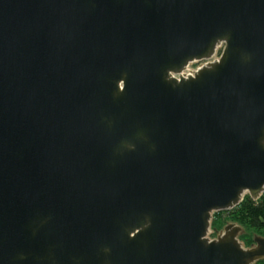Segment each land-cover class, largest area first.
Returning <instances> with one entry per match:
<instances>
[{"label":"water","instance_id":"water-1","mask_svg":"<svg viewBox=\"0 0 264 264\" xmlns=\"http://www.w3.org/2000/svg\"><path fill=\"white\" fill-rule=\"evenodd\" d=\"M263 194L264 0H0V264H254Z\"/></svg>","mask_w":264,"mask_h":264},{"label":"trees","instance_id":"trees-1","mask_svg":"<svg viewBox=\"0 0 264 264\" xmlns=\"http://www.w3.org/2000/svg\"><path fill=\"white\" fill-rule=\"evenodd\" d=\"M227 222H236L244 228L240 235L246 246L254 242L257 235L264 236V194L253 200L249 195L242 202L229 211L216 212L212 221V236H215ZM254 264H264V259Z\"/></svg>","mask_w":264,"mask_h":264},{"label":"rangeland","instance_id":"rangeland-1","mask_svg":"<svg viewBox=\"0 0 264 264\" xmlns=\"http://www.w3.org/2000/svg\"><path fill=\"white\" fill-rule=\"evenodd\" d=\"M249 246V245H248Z\"/></svg>","mask_w":264,"mask_h":264}]
</instances>
